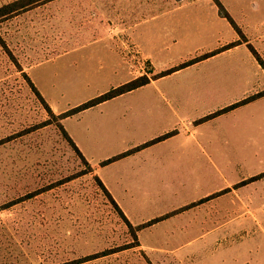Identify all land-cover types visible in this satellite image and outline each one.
<instances>
[{"label":"rangeland","instance_id":"rangeland-1","mask_svg":"<svg viewBox=\"0 0 264 264\" xmlns=\"http://www.w3.org/2000/svg\"><path fill=\"white\" fill-rule=\"evenodd\" d=\"M22 1L0 0V9ZM64 3L44 0L0 17V140L7 139L0 144V264L71 262L130 244L136 235L60 132L62 121L50 118L23 78L22 72L52 113L61 114L131 82L123 84L122 75L100 76L99 50L79 44L66 55L59 53L56 43L68 37L71 26L79 30V24L71 20L79 21L78 13L70 14L69 3L64 10ZM138 12L143 18H136L132 26L134 41L154 53V76H167L162 89L175 87L182 76L204 73V64L196 67L192 63L210 55L219 54L211 65L233 63L256 58L253 49L264 63V0H218L216 4L201 0L189 6L168 1L160 8L145 6ZM146 29L150 35L144 37ZM114 64L109 60L102 66L111 70ZM143 69L150 72L146 65ZM178 69L182 71L174 74ZM238 70L243 67L233 65L230 74ZM245 70L250 74L247 65ZM153 88L148 86L147 91ZM145 99L135 93L109 107ZM37 191L41 192L7 206ZM258 212L264 215V210ZM183 246L187 254L170 264H264V231L254 225L241 231L231 229L213 242ZM84 264L152 263L138 248H131Z\"/></svg>","mask_w":264,"mask_h":264},{"label":"crops","instance_id":"crops-1","mask_svg":"<svg viewBox=\"0 0 264 264\" xmlns=\"http://www.w3.org/2000/svg\"><path fill=\"white\" fill-rule=\"evenodd\" d=\"M168 1L189 6L201 0H63L70 14L78 13L79 21L71 20L79 30L71 26L54 46L62 55L79 44L99 50L100 76L122 75L123 84L148 79L70 115L62 125L128 222L141 227L137 248L152 264H170L187 254L184 243L213 242L231 229L254 225L264 231L258 212L264 210V95L230 108L264 92V68L253 57L211 65L219 54L210 55L192 63L204 64V73L182 76L175 87L162 89L167 76H154V53L135 43L132 26L143 18L140 8ZM109 60L116 66L105 70ZM233 65L243 70L231 75ZM148 86L154 88L147 91ZM135 93L147 99L109 107Z\"/></svg>","mask_w":264,"mask_h":264},{"label":"trees","instance_id":"trees-1","mask_svg":"<svg viewBox=\"0 0 264 264\" xmlns=\"http://www.w3.org/2000/svg\"><path fill=\"white\" fill-rule=\"evenodd\" d=\"M42 1H44V0H25V1H22L21 3H18V2L17 3H12L11 5H7V6L2 7L0 9V12H1L0 13V17H3V16L8 15V14H12L14 12H17L18 10H23V9L29 7V6H33V5L38 4V3L42 2ZM223 16L227 18V14L225 12H223ZM251 52L254 55V57H256V60L264 68V63L259 59L258 54L253 49H251ZM19 71H22V70L19 69ZM22 74H23V78L25 79L26 83L28 84V86L30 87V89L32 90V92L34 93V95L36 96L37 100L40 102V104L46 110V112L50 116V118H53V119L58 120V121H62L63 119L69 117L70 115H73L75 113H78L80 111H83L85 109H88V108H90L92 106H95L97 104H100V103H102L104 101L110 100V99H112L114 97H117L119 95H122V94H124L126 92H129L131 90L137 89V88H139V87H141V86H143V85H145V84L148 83V79L146 77H139V78L131 81L130 83L125 84V85H123V86H121V87H119L117 89H114V90H112V91H110V92H108L106 94H103V95H101V96H99V97H97V98H95L93 100H90L89 102L84 103V104L78 106L75 109H72V110L67 111V112H65L63 114H60V115H54V113H52L50 107L47 105V103L44 101V99L42 98V96L40 95V93L35 88L34 84L29 79V77L24 72H22ZM161 76H164V75H161ZM262 95H264V92L263 93H259V94L254 95V96H251V97H249V98H247V99L239 102L238 104H236V106L237 105H241V104H245L248 101H251V100H253V99H255V98L259 97V96H262ZM44 124L45 123H43L42 125H44ZM58 124H59V130H60V132L65 137V139L68 142V144L72 147V149L74 150V152L76 153V155L78 156V158L89 168V172H91L93 174V178L96 181L98 187L105 194V196L109 200V202L112 205V207L114 208V210L118 213V215L121 218V220L124 222V224L127 226L128 229H130L131 231H133V233H134V231L136 232V235H135V233L133 235L134 236L133 242L130 243V244H126V245H121V246H117V247L108 248V249H105L103 251L96 252V253H93V254L84 256V257H82L80 259H76V260L71 261V262H64V263H61V264H84V263H88V262H93V261L99 260L101 258L109 257V256H111L113 254L122 252L124 250H128V249H131V248H137L139 246V243H138V240H137V232H138V230H140L141 227H133L128 222V220L123 215V213L120 211V209L118 208V206L116 205V203L114 202V200L112 199V197L110 196V194L108 193V191L106 190V188L104 187V185L102 184V182L99 180V178L96 175H94L91 167L86 162V160L84 159V157L82 156V154L80 153V151L78 150V148L75 146V144L73 143V141L70 139V137L68 136V134L64 130L62 123L61 124L58 123ZM6 140L7 139H1L0 140V144H3ZM110 161L111 160L107 161L106 163H108ZM72 178L73 177H68L67 180H70ZM49 188H51V187H46L44 190H48ZM39 192H41V191H37V192H33V193L26 194L25 196L18 198L17 201H10L9 205H7V206H13L14 204H16V203H18L20 201H23L24 199L32 198L36 194H39Z\"/></svg>","mask_w":264,"mask_h":264}]
</instances>
